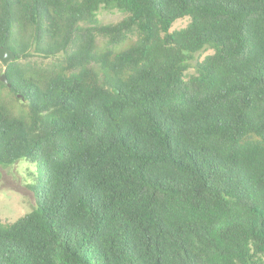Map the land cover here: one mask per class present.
Here are the masks:
<instances>
[{"label":"trees","instance_id":"trees-1","mask_svg":"<svg viewBox=\"0 0 264 264\" xmlns=\"http://www.w3.org/2000/svg\"><path fill=\"white\" fill-rule=\"evenodd\" d=\"M0 46V264H264V0H0Z\"/></svg>","mask_w":264,"mask_h":264},{"label":"rangeland","instance_id":"rangeland-1","mask_svg":"<svg viewBox=\"0 0 264 264\" xmlns=\"http://www.w3.org/2000/svg\"><path fill=\"white\" fill-rule=\"evenodd\" d=\"M123 12L116 9L100 8L97 12L99 23L116 22L122 18ZM188 18L176 19L170 30L184 27ZM133 38V37H132ZM211 48H203L195 53L189 59V66L184 73V77L195 74V65L206 55L211 54ZM31 60L43 61L36 55L31 56ZM3 70V64L0 61V71ZM0 101H3L13 113L21 111V107L15 105L4 88H0ZM29 164L19 161L9 167H0V222H12L18 217L29 212L35 206V196L28 188Z\"/></svg>","mask_w":264,"mask_h":264},{"label":"water","instance_id":"water-1","mask_svg":"<svg viewBox=\"0 0 264 264\" xmlns=\"http://www.w3.org/2000/svg\"><path fill=\"white\" fill-rule=\"evenodd\" d=\"M14 57H15L14 52L11 51L8 47L0 46V61L3 65L6 64L8 61L14 59ZM0 80L6 83L7 85H9V83H7V79L4 73L0 75ZM112 92L118 93V91L115 88H112Z\"/></svg>","mask_w":264,"mask_h":264}]
</instances>
